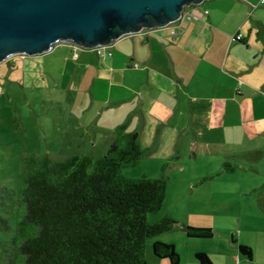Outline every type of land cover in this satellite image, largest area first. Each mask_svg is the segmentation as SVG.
I'll list each match as a JSON object with an SVG mask.
<instances>
[{
  "label": "crops",
  "instance_id": "1",
  "mask_svg": "<svg viewBox=\"0 0 264 264\" xmlns=\"http://www.w3.org/2000/svg\"><path fill=\"white\" fill-rule=\"evenodd\" d=\"M184 10L180 27L123 34L103 45L109 54L76 44L74 56L71 42L58 41L0 67L18 65L26 83L63 92L73 140L90 147L82 152L105 153L124 125L143 149L139 175L173 164L161 215L179 224L152 242L173 244L179 264H201L196 252L214 264H264V0ZM184 225L212 234L188 236Z\"/></svg>",
  "mask_w": 264,
  "mask_h": 264
},
{
  "label": "trees",
  "instance_id": "2",
  "mask_svg": "<svg viewBox=\"0 0 264 264\" xmlns=\"http://www.w3.org/2000/svg\"><path fill=\"white\" fill-rule=\"evenodd\" d=\"M73 44V43H72ZM143 155L137 133L119 125L105 153L80 152L63 159L29 154L13 188L0 186V264H147L148 237L179 224L169 213L150 220L160 209L170 162L158 176H127L124 169ZM225 170H232L224 163ZM13 217V222L9 221ZM188 236L209 237L210 227L184 225ZM250 256L251 248L239 244ZM154 255L179 264L171 243L154 241ZM201 264H214L196 252Z\"/></svg>",
  "mask_w": 264,
  "mask_h": 264
},
{
  "label": "water",
  "instance_id": "3",
  "mask_svg": "<svg viewBox=\"0 0 264 264\" xmlns=\"http://www.w3.org/2000/svg\"><path fill=\"white\" fill-rule=\"evenodd\" d=\"M203 0H0V61L41 54L58 41L106 45L143 28L163 27Z\"/></svg>",
  "mask_w": 264,
  "mask_h": 264
},
{
  "label": "rangeland",
  "instance_id": "4",
  "mask_svg": "<svg viewBox=\"0 0 264 264\" xmlns=\"http://www.w3.org/2000/svg\"><path fill=\"white\" fill-rule=\"evenodd\" d=\"M60 94L63 95V92ZM60 94L59 89L51 86L26 83L18 65L0 67L1 187H15L23 156L47 155L58 160L90 149L89 146L80 145L79 140H73V133L68 129L70 120L64 104L66 101L62 100L63 96H58ZM140 166L125 168L124 174L139 176ZM162 210L161 206L158 211L148 214V218H160ZM9 221L13 222L12 216H9ZM10 234L11 231L0 229V239ZM155 237L146 240L145 260L147 264H168V259L157 257L152 251Z\"/></svg>",
  "mask_w": 264,
  "mask_h": 264
},
{
  "label": "built area",
  "instance_id": "5",
  "mask_svg": "<svg viewBox=\"0 0 264 264\" xmlns=\"http://www.w3.org/2000/svg\"><path fill=\"white\" fill-rule=\"evenodd\" d=\"M184 11H183L182 15L174 21L176 23L175 26L180 27V23H181L182 18L185 17L186 14H189V12H185L184 13ZM241 36H242L241 33H237V34H234L232 36V38L233 39H240ZM76 48H77V45L73 43V45L71 46V51H72V53H73L74 56H76V51H75ZM96 50H97V53L98 54H105V53H108L109 54V52H106V50L104 49L103 45L102 46L101 45L100 46H96Z\"/></svg>",
  "mask_w": 264,
  "mask_h": 264
}]
</instances>
